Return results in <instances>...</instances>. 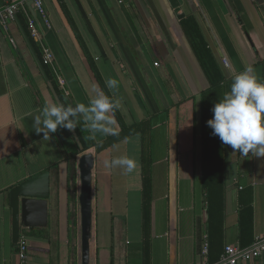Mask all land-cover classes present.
Segmentation results:
<instances>
[{"label":"crops","instance_id":"crops-1","mask_svg":"<svg viewBox=\"0 0 264 264\" xmlns=\"http://www.w3.org/2000/svg\"><path fill=\"white\" fill-rule=\"evenodd\" d=\"M13 3L36 20L41 42L53 56L51 69L73 107L88 106L94 86L104 91L97 73L120 102L127 125L151 119L148 194L140 134L77 157L91 154L95 160L90 264L211 262L227 246L242 245L245 189L252 193L249 235L264 239V158L251 153L245 158L225 145L224 218L213 232L214 252L203 255L210 244L201 183L202 93L209 82L181 25L186 17H196L229 80L227 92L246 67L264 82V0H177L176 7L170 0H45L49 25L32 0H0V6ZM108 79H115L118 88L110 90ZM46 102L59 103L44 64L21 23L10 22L0 33V264H23L22 241L28 249L25 264H82L80 217L74 227L64 163L77 143L65 128L49 134L50 140L34 131L37 109ZM109 137L97 133L94 140ZM121 155L135 158L137 170L125 175L103 167L104 160ZM45 171L51 174L48 225L22 227L15 244L9 192ZM240 264H264V258Z\"/></svg>","mask_w":264,"mask_h":264},{"label":"trees","instance_id":"trees-1","mask_svg":"<svg viewBox=\"0 0 264 264\" xmlns=\"http://www.w3.org/2000/svg\"><path fill=\"white\" fill-rule=\"evenodd\" d=\"M29 17L25 15L23 10H20L16 14L15 20L21 23L23 30L26 32L30 39L31 46L37 58L43 62L44 69L50 80L53 90L55 91L57 100L60 104L65 107L71 105L64 89L61 87L58 77L56 78L50 65L45 64L44 52L42 46L37 43L29 29ZM183 31L188 38L196 57L205 71V76L209 82V87L202 93V189L206 194L207 199V212L209 216L208 221V232H209V254L212 255L214 252V235L213 232L219 226L222 225L224 218V199H225V179L226 169L224 160V149L225 145L222 144L218 136L212 134L213 130L207 126V122L213 118L212 109L215 104L220 101L225 93H227V80L226 75L220 68L218 62L213 56V52L207 43L200 25L195 16H188L181 22ZM96 77L103 87L105 94L110 98L111 95L104 86L100 75L96 73ZM114 101V100H113ZM72 106V105H71ZM115 117L121 127L120 134L118 136H110L107 140L102 143H97L94 139H86L90 137L89 132L82 131V123L77 126L74 134L77 143V151L75 153H67L64 163L67 171L68 185H69V198L73 204L78 203V174H77V157L92 148H96L97 152H102L119 142L127 140L133 135H141L142 141V164H143V176L145 183L146 194L150 191L151 179H150V168H151V119H146L143 122L135 123L134 125H127L122 118V115L117 109L115 111ZM59 165L55 169H59ZM146 196V195H145ZM252 193L250 189H245L241 192V204L242 210L240 212V225H241V248H248L255 242L252 235H249L252 231L253 218H252ZM149 202L144 204L145 213L149 211ZM74 207V206H73ZM78 213L73 210L70 215V219L76 227ZM225 251V249H224ZM219 252L218 258L211 259L210 263H217L221 256L224 254Z\"/></svg>","mask_w":264,"mask_h":264},{"label":"clouds","instance_id":"clouds-1","mask_svg":"<svg viewBox=\"0 0 264 264\" xmlns=\"http://www.w3.org/2000/svg\"><path fill=\"white\" fill-rule=\"evenodd\" d=\"M106 86L110 90L118 88L115 79H108ZM94 96L89 105L77 103L75 107H65L58 102H46L34 117V131L44 134V140H50L49 134L56 133L58 128L75 132L83 121L82 131L92 135L86 139H95L96 134L118 136L120 126L115 118V111L121 107L118 100L113 101L103 90L94 86ZM213 118L207 126L218 136L222 144L248 157L264 158V82H260L254 70L246 67L233 78L230 91L225 93L212 109ZM103 167L107 170L122 169L125 175L137 170L135 158L121 155L111 160H104Z\"/></svg>","mask_w":264,"mask_h":264},{"label":"water","instance_id":"water-1","mask_svg":"<svg viewBox=\"0 0 264 264\" xmlns=\"http://www.w3.org/2000/svg\"><path fill=\"white\" fill-rule=\"evenodd\" d=\"M176 7L177 0H170ZM93 155L85 154L78 161L80 192L81 261L90 264V245L93 231ZM51 197V174L45 171L9 192L12 214L13 242L19 243L21 228H45L48 225V206Z\"/></svg>","mask_w":264,"mask_h":264},{"label":"built area","instance_id":"built-area-1","mask_svg":"<svg viewBox=\"0 0 264 264\" xmlns=\"http://www.w3.org/2000/svg\"><path fill=\"white\" fill-rule=\"evenodd\" d=\"M33 8L37 14L42 16L45 22L49 25L50 22L47 17V10L45 7V0H32ZM20 10H25L21 4L13 3L0 6V33L1 28L7 26L10 22L15 21L16 14ZM29 29L34 40L42 46L44 52V61L47 65H52L53 56L47 50V48L41 42V34L38 28L37 22L33 17H29ZM27 245L25 242L20 244V258L23 264L26 263L28 259L27 255ZM203 255L208 257L209 255V244L207 243L204 247ZM264 258V239L258 238L254 244L248 248H241L240 246H227L225 248L224 254L221 256L220 260L214 264H240L248 263L254 260H260ZM195 264H213L208 260H204Z\"/></svg>","mask_w":264,"mask_h":264},{"label":"rangeland","instance_id":"rangeland-1","mask_svg":"<svg viewBox=\"0 0 264 264\" xmlns=\"http://www.w3.org/2000/svg\"><path fill=\"white\" fill-rule=\"evenodd\" d=\"M78 161H79V159L77 160V174H78V192H77V197H79V192H80V180H79ZM72 206H74V207H72V210L76 211L78 213V216L80 217V207H79V203H77L76 205L73 204ZM79 217H78V223H79ZM77 236H78V239H80V231H79V233H78Z\"/></svg>","mask_w":264,"mask_h":264}]
</instances>
